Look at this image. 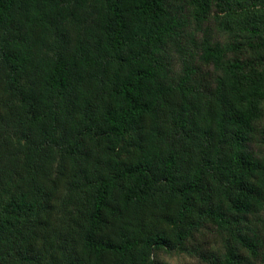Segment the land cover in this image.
Listing matches in <instances>:
<instances>
[{"label":"trees","instance_id":"16d2710c","mask_svg":"<svg viewBox=\"0 0 264 264\" xmlns=\"http://www.w3.org/2000/svg\"><path fill=\"white\" fill-rule=\"evenodd\" d=\"M263 102L264 0H0V264H264Z\"/></svg>","mask_w":264,"mask_h":264},{"label":"rangeland","instance_id":"374dc122","mask_svg":"<svg viewBox=\"0 0 264 264\" xmlns=\"http://www.w3.org/2000/svg\"><path fill=\"white\" fill-rule=\"evenodd\" d=\"M262 110H263V116H264V102L262 103ZM261 123L262 125H264V117ZM206 227H209L210 229V230L204 229L206 232L205 237L209 241V245H212L215 250L218 247L221 248L222 247L220 245L221 239L222 237H225L226 234L224 232H220V233L219 231L217 232L209 224H207ZM192 246L195 249L194 246H196V244L195 242H191V240H189L182 250L177 249L174 251H158L153 254V257L155 259L166 261L170 264H206L204 261H202L199 258V256L190 253Z\"/></svg>","mask_w":264,"mask_h":264}]
</instances>
